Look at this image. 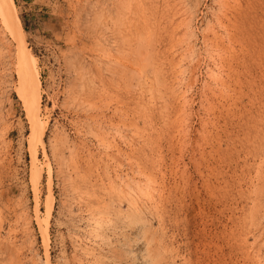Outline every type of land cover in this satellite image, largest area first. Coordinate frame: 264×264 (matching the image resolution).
Listing matches in <instances>:
<instances>
[{
    "label": "rangeland",
    "instance_id": "obj_1",
    "mask_svg": "<svg viewBox=\"0 0 264 264\" xmlns=\"http://www.w3.org/2000/svg\"><path fill=\"white\" fill-rule=\"evenodd\" d=\"M13 3L47 130L8 6L0 264H264V0Z\"/></svg>",
    "mask_w": 264,
    "mask_h": 264
},
{
    "label": "bare ground",
    "instance_id": "obj_2",
    "mask_svg": "<svg viewBox=\"0 0 264 264\" xmlns=\"http://www.w3.org/2000/svg\"><path fill=\"white\" fill-rule=\"evenodd\" d=\"M8 6L11 8L12 13L15 14V20H16L15 27L14 28L11 27L13 31L12 34L18 39L19 37H21L20 41L18 40L19 41L18 43H20L19 45L21 47L20 49L21 51L26 53L27 58L31 62V70L30 72H27L30 74V75L28 74L30 77H28V75L26 74L27 77L23 79V83L27 86L26 90L23 92L24 93L23 97L26 98L25 105L30 114L32 124L34 125V130H33L34 139L32 140V142L36 141L37 144L41 145L42 147H45L44 137H45L46 130H47V123H46V126L44 125L39 129L36 128L41 118L40 114H41V100H42V93H41L42 84L40 81V73H39L38 65H37L38 61H37V58L28 50L27 43L24 40L25 29L15 12V5L13 3V0H0V10H6ZM33 156L34 157L32 158H33L34 163H38L39 159L37 157V152L36 154H33ZM41 170L42 168L39 169V167H37V171L39 174L37 173L38 179L37 178L36 179L38 181L36 183H38L39 180H41V177H42ZM47 264H51V263L47 262Z\"/></svg>",
    "mask_w": 264,
    "mask_h": 264
}]
</instances>
